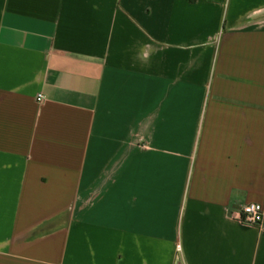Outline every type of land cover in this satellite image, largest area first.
<instances>
[{
    "label": "crops",
    "instance_id": "0c3cea01",
    "mask_svg": "<svg viewBox=\"0 0 264 264\" xmlns=\"http://www.w3.org/2000/svg\"><path fill=\"white\" fill-rule=\"evenodd\" d=\"M248 203L264 0H0V264H264Z\"/></svg>",
    "mask_w": 264,
    "mask_h": 264
},
{
    "label": "built area",
    "instance_id": "2783aa9c",
    "mask_svg": "<svg viewBox=\"0 0 264 264\" xmlns=\"http://www.w3.org/2000/svg\"><path fill=\"white\" fill-rule=\"evenodd\" d=\"M43 100L44 96L39 94L37 97L38 103L41 104ZM231 218L234 221L246 226L260 227L264 218V208L259 203H248L240 210L233 213Z\"/></svg>",
    "mask_w": 264,
    "mask_h": 264
}]
</instances>
